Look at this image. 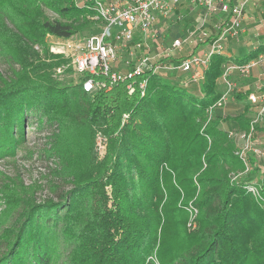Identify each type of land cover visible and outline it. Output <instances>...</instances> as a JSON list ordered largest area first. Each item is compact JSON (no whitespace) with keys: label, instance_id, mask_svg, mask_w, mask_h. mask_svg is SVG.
I'll use <instances>...</instances> for the list:
<instances>
[{"label":"trees","instance_id":"1","mask_svg":"<svg viewBox=\"0 0 264 264\" xmlns=\"http://www.w3.org/2000/svg\"><path fill=\"white\" fill-rule=\"evenodd\" d=\"M94 15V0H0V59L12 71L0 74V154L25 144V117L35 115L38 126L57 127L45 156L58 157L56 175L73 184L52 189L57 198L10 201L16 210L0 233V264H264V185L257 195L245 183L264 174L263 160L250 152L252 172L234 178L247 165L229 137L249 130L250 104L208 112L222 95L224 66L258 58L264 41L244 55L215 54L200 83L184 85L176 71L148 76L143 96L128 94L126 83L85 92L57 80L55 69L70 60L50 52L46 37L98 33ZM96 128L107 137L102 161Z\"/></svg>","mask_w":264,"mask_h":264},{"label":"built area","instance_id":"2","mask_svg":"<svg viewBox=\"0 0 264 264\" xmlns=\"http://www.w3.org/2000/svg\"><path fill=\"white\" fill-rule=\"evenodd\" d=\"M76 1L83 4L86 0ZM250 1L189 0L191 9H200L198 18L178 37L173 35L176 25L172 21L176 16L181 18L182 13H177L180 0H94L95 15L92 18L102 21L101 31L86 37L78 34L68 38L56 36L51 51L70 60L85 92H109L118 83H126L128 94L139 91L143 96L148 76L176 71L185 73L181 78L184 85L200 83L211 58L215 54H229L227 44L240 42L245 31L246 6ZM201 43L204 46L198 52L194 51ZM192 45L194 50L191 53L176 56L177 49ZM263 61L264 53L244 64H226L221 79L225 89L218 103L208 112L217 106L223 107L231 94L240 91L231 79L232 73L249 76ZM247 100L250 107L255 108L256 117L250 119L249 130L229 131V137L235 140L238 137L255 138L257 125L264 121V86L259 93L249 92ZM127 118L128 114H124L123 119ZM106 140V135L99 131L96 146L101 153L106 150ZM249 150V144L237 150L247 169L250 168ZM257 155L263 156L264 152ZM249 190L259 195L255 185H250Z\"/></svg>","mask_w":264,"mask_h":264},{"label":"rangeland","instance_id":"3","mask_svg":"<svg viewBox=\"0 0 264 264\" xmlns=\"http://www.w3.org/2000/svg\"><path fill=\"white\" fill-rule=\"evenodd\" d=\"M190 6L191 5L184 4V7L182 9L183 13L180 14L181 18L178 19V17L176 16L172 21V23H175L176 25L173 31L174 36H181L180 34L181 32L185 31L184 27L189 20V22H193V25L195 24L200 9L196 8L194 10L193 8L191 9ZM47 13L51 17L56 16V14L49 10H47ZM244 27L245 31L242 34L240 42L229 43L227 45L228 47H226V51L228 53H240L241 55H244L248 50L251 49V47L264 41V0H251L248 3V5L246 6ZM164 29H166V26H164ZM78 35L80 37H86L91 34L89 30H85ZM56 40L57 38L54 35H48L46 37L50 52H52L51 46ZM203 46L204 44L201 43L196 47L195 50L194 45L187 46L182 49H177L175 51V54L177 57H180L182 55L191 53L193 50L198 52ZM70 64L71 62L66 63L61 68H56L54 73L57 80L64 83L65 85H75L79 82L78 75L75 73ZM0 74L4 77L12 75L9 63L2 59H0ZM230 76L231 79L236 82L237 87L240 89V92L259 93L260 88L264 86V61L254 67L249 76H242L239 73H232ZM224 89L225 87L221 83L220 90L223 92ZM247 103L248 100L246 98L237 101L235 96L231 94L229 96V100L224 104L223 110L225 113L240 112L243 110L244 105ZM255 111V108L252 109L250 107V110L248 111L250 119L256 117ZM25 120L26 122L24 124L23 132L26 136L25 144L21 145V147H19L18 149H15L12 152V155H9L8 153L4 155L0 154V233L4 230V226L13 224L12 215L16 210V204L11 203L10 201L16 202L17 200L19 202L21 198L26 197H35L37 202H41L48 197L57 198V195H53L54 192L51 191L52 189L67 191L73 185L69 181L64 180L62 177L56 175L55 169L60 168L58 157L51 155V157L48 158L47 156H45V151H49V149L51 148V142H53L57 127L44 126L42 128V126L37 125L41 119L31 114H27ZM124 122L125 120L123 119V123ZM99 131L103 130L100 128L95 129L94 151L96 153L97 161H102L106 155L107 145L106 150L103 153H101L97 149L96 140ZM235 142L237 144L236 146H238V149L240 150H242L244 146L249 144L250 150L249 152L246 151L248 155V162L250 159V152H264V138L261 134L258 135L257 138L238 137ZM261 158L264 165V155L261 156ZM261 171L262 173H264V168L261 169L260 172ZM249 172H252L251 168L247 169L244 174L239 173L238 176H234V178H246ZM257 174H259V172H257ZM257 174L256 176H258ZM257 179L246 181V186L255 185L258 191H260L261 187L264 185V174H260ZM260 193L262 195V192ZM196 213L193 209L189 211L190 221L188 223V226L190 229L194 228L195 226V221L193 220V218ZM68 263L69 262H61V260L58 259L57 262H53L52 264Z\"/></svg>","mask_w":264,"mask_h":264},{"label":"crops","instance_id":"4","mask_svg":"<svg viewBox=\"0 0 264 264\" xmlns=\"http://www.w3.org/2000/svg\"><path fill=\"white\" fill-rule=\"evenodd\" d=\"M228 45V44H227ZM256 46V45H255ZM255 46H253V47H255ZM228 47V46H227ZM229 54H231V53H229Z\"/></svg>","mask_w":264,"mask_h":264}]
</instances>
